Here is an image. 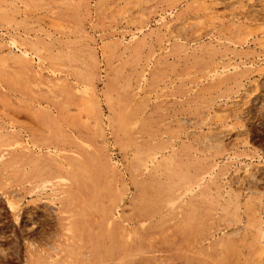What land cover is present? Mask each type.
<instances>
[{
  "label": "rangeland",
  "instance_id": "rangeland-1",
  "mask_svg": "<svg viewBox=\"0 0 264 264\" xmlns=\"http://www.w3.org/2000/svg\"><path fill=\"white\" fill-rule=\"evenodd\" d=\"M254 217L264 0H0V264H264Z\"/></svg>",
  "mask_w": 264,
  "mask_h": 264
},
{
  "label": "bare ground",
  "instance_id": "bare-ground-1",
  "mask_svg": "<svg viewBox=\"0 0 264 264\" xmlns=\"http://www.w3.org/2000/svg\"><path fill=\"white\" fill-rule=\"evenodd\" d=\"M8 205H9V207L11 209L13 208V204L10 201H8ZM251 221H252V225L254 227L256 226V231H257V237H258V239L264 237V231L260 227V223L258 222V220L256 219V217L252 218Z\"/></svg>",
  "mask_w": 264,
  "mask_h": 264
}]
</instances>
